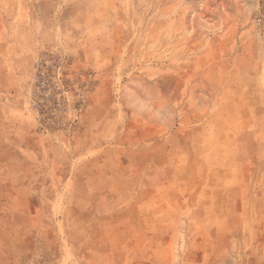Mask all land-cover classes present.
<instances>
[{
  "label": "rangeland",
  "instance_id": "obj_1",
  "mask_svg": "<svg viewBox=\"0 0 264 264\" xmlns=\"http://www.w3.org/2000/svg\"><path fill=\"white\" fill-rule=\"evenodd\" d=\"M0 264H264V0H0Z\"/></svg>",
  "mask_w": 264,
  "mask_h": 264
}]
</instances>
